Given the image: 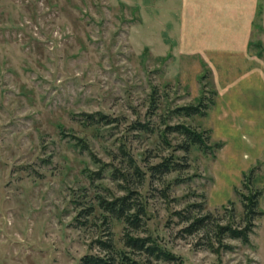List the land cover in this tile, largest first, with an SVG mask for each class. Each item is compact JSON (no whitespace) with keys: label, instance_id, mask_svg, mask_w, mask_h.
I'll return each mask as SVG.
<instances>
[{"label":"rangeland","instance_id":"1","mask_svg":"<svg viewBox=\"0 0 264 264\" xmlns=\"http://www.w3.org/2000/svg\"><path fill=\"white\" fill-rule=\"evenodd\" d=\"M203 95L205 116L178 111ZM179 123L210 146L176 150ZM173 155L187 167L152 173ZM256 189L260 214L244 206ZM128 190L147 210L132 234L184 264H264V0H0V264L129 251L99 205ZM194 203L211 216L186 234L175 212Z\"/></svg>","mask_w":264,"mask_h":264},{"label":"trees","instance_id":"2","mask_svg":"<svg viewBox=\"0 0 264 264\" xmlns=\"http://www.w3.org/2000/svg\"><path fill=\"white\" fill-rule=\"evenodd\" d=\"M217 94L216 91H212ZM211 104H215V100L211 99L209 101ZM210 103L204 101V95L199 98V103L197 105H189L181 107L178 111H183L186 115L200 114L205 116L210 108ZM92 118L94 116H91ZM98 120H106V115L99 114ZM141 126H144L141 124ZM142 128V127H140ZM167 132H178L184 136V140L179 143L176 150H184L187 154L189 153L193 145H198L200 148L205 150L210 146L208 144L210 135L207 130H198L193 127L187 126L185 124L168 125ZM223 143H217V146H222ZM129 167L132 168L133 174L137 176L139 182L144 179V174L140 169L134 164L132 159H129ZM189 163L187 162V156H169L163 158L159 163L152 165L151 171L153 174H168L173 171H180L185 169ZM255 168L250 172V177L254 174ZM122 179L125 180L126 174L120 173ZM117 179V175L115 174ZM249 177V178H250ZM177 178L176 181H179ZM135 191L128 190L125 195L114 197L111 200L101 198L99 200L100 207L108 213L110 216L117 220L122 221L125 224V231L123 235V244L129 251L117 250L111 240H99V247L104 251L103 254H85L83 255L79 263L80 264H143L140 259H134L131 257V252L141 253L148 256L156 257L157 259H162L165 261H173L175 264H184L182 259L169 251L167 248L163 247L157 239L152 235L138 236L133 235L134 231H141L143 226H145V217H147V210L140 200L139 196H133ZM137 194V193H135ZM263 195V189H256L253 197L250 199V203L245 202L244 206L246 210H250L251 213L260 214L257 211L259 199ZM200 205L194 203L187 208L185 211H176L177 215L182 222H187L188 224L182 229L186 234H193L202 229H205L208 225V220L210 214L200 215L199 211L195 214L196 208ZM262 213V212H261ZM224 232H229L233 237H241L244 241H249L248 228L240 229L233 228L228 225H217L218 234Z\"/></svg>","mask_w":264,"mask_h":264},{"label":"crops","instance_id":"3","mask_svg":"<svg viewBox=\"0 0 264 264\" xmlns=\"http://www.w3.org/2000/svg\"><path fill=\"white\" fill-rule=\"evenodd\" d=\"M218 93V92H217Z\"/></svg>","mask_w":264,"mask_h":264}]
</instances>
